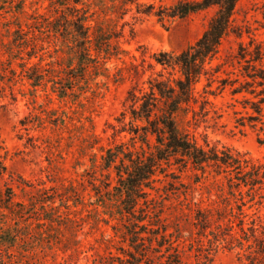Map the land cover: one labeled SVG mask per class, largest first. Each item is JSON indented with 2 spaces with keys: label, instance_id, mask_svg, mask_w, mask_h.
Wrapping results in <instances>:
<instances>
[{
  "label": "trees",
  "instance_id": "1",
  "mask_svg": "<svg viewBox=\"0 0 264 264\" xmlns=\"http://www.w3.org/2000/svg\"><path fill=\"white\" fill-rule=\"evenodd\" d=\"M236 2L177 0L171 5L156 7L138 0L51 2V15L36 23L43 32H51L60 39L62 61L56 66L40 65V61L29 66L22 62L20 66L32 87L50 82L52 92L59 99L69 98L82 110L85 103L79 97L89 91L94 94L92 85L97 86L96 78L108 72L106 62L125 53L119 39L126 23L119 24V21L131 5L136 16H155L161 23L212 6L216 10L193 43L177 54L160 51L153 55L166 75L162 72L150 75L146 88H138L137 93L134 87L129 91L130 105L116 119L121 122L127 112L129 120L120 128L112 127L114 133L126 132L128 141L105 148L98 163L96 154L91 151L97 138L85 129L83 120L87 117H76L80 122L78 127L83 130L80 131L79 154L88 155L90 162L89 168L81 174L85 176L83 181L34 189L19 179L32 188L27 191L29 195L25 200H16L9 187L0 190V247L5 252L14 253L20 242L30 241L33 233L40 235L39 243L48 238L49 245L68 249L65 236L73 237L83 223L95 226L100 221L107 223L108 219H115L116 223L111 226L112 237L105 240L104 252L96 254L92 264H185L182 254L187 242L188 245L195 243L196 264H206L219 245L228 250L237 249L238 258L243 259L244 264H264V218L259 213L264 207V162L228 148L208 146L206 142L200 145L184 128L196 116L209 112L211 102L207 95L213 91L204 88L197 95L195 84L201 75L209 72L207 65L221 40L232 31L231 16ZM17 10L23 12L21 4ZM136 16L134 19L138 20ZM20 31L19 28L17 32ZM26 42L27 39L21 44ZM247 54L250 58L244 61L241 72L245 78L242 81L220 79L219 82L221 88L230 84L232 94L243 92L252 96L243 98L244 113L237 118V123L258 127L257 142L264 143V46L257 43ZM30 56L28 54V59ZM140 70L134 64L118 67L115 81L122 80L125 74L136 78ZM56 111L51 110L47 115L53 126L65 127L75 119V111H61L59 116L55 115ZM189 113L191 119L187 117ZM36 118L38 126L45 119ZM20 122L24 124L23 120ZM172 165L177 166L179 175L174 171L166 174L178 179V185L187 187L179 178L184 171H193V182H200L208 196H215L212 200L201 199L199 202H205L204 205L195 204L190 223L195 229L194 238L183 235L179 221L168 222L162 216V207H155L154 198L150 196L149 190L155 189L157 175ZM3 171L0 155V175ZM208 179L210 182L205 184ZM83 187H90L93 192L94 200L87 204L94 207L87 209L83 217H76L71 205H87L83 202ZM251 208L252 213L248 212ZM74 242L75 246L77 240ZM36 244L24 250L29 252ZM72 251L78 250L74 247ZM3 261L6 262L4 258Z\"/></svg>",
  "mask_w": 264,
  "mask_h": 264
},
{
  "label": "rangeland",
  "instance_id": "2",
  "mask_svg": "<svg viewBox=\"0 0 264 264\" xmlns=\"http://www.w3.org/2000/svg\"><path fill=\"white\" fill-rule=\"evenodd\" d=\"M52 1L0 0V155L4 165V171L0 175V190L9 187L16 200H25L31 186L37 189L68 183L75 185L85 179L81 174L84 169L89 168L90 162L88 155L79 154L80 131L83 130L78 127L80 122L76 117H87V120H83L85 129L90 130L97 138V143L91 150L96 154L97 163L105 148L119 141H128L129 135L126 132L114 133L112 127L120 128L128 122L127 112L121 122L116 119L128 109V93L133 87L137 93L138 88H146V80L150 75L155 76L160 72L166 75V70L155 62L153 55L160 51L177 54L193 43L202 34L216 10L212 6L183 18L168 19L161 23L155 16H136L134 5H131L119 21V24L126 23L119 39V45L125 53L106 62L108 72L106 76L96 78L97 86L92 85L95 88L94 94L89 91L79 97L85 103L82 110L76 108V104L69 98L59 99L52 92L50 82L32 87L20 66L22 62H27L26 66H29L38 61L40 65L49 63L56 66V63L62 61L60 39L51 32H43L36 23L51 15ZM138 1L152 3L156 7L168 6L177 0ZM20 4L23 11L21 13L17 10ZM134 16L139 19L135 20ZM231 19L232 31L221 40L216 54L207 65L209 72L201 75L195 84L197 95L204 88L213 91V94L207 95L211 102L209 112L205 116H196L184 128L200 145L206 142L208 146L228 148L244 153L254 161L264 162V143H258L256 138L258 127L240 126L237 123V118L244 113L243 98L252 96L243 92L232 94L230 84L221 88L219 82L220 79L242 81L245 78L241 74L244 61L250 58L247 53L257 43L264 46V0H237ZM19 28L22 31L17 32ZM25 39L27 42L21 44ZM28 54H31L29 59ZM243 55L245 58H241ZM129 64L141 69L138 76L133 78L125 74L122 80L115 81L116 69ZM54 109L57 110L56 116L61 111H75V119L65 127L53 126L48 122L47 115ZM36 116L45 118L39 126ZM187 117L191 119L190 113ZM82 119L80 118L81 121ZM21 120L24 124H21ZM260 136L263 137L261 133ZM171 171L179 175L176 165L159 173L158 181L154 183L155 189L149 190L150 196L154 198L155 207H162V216L168 222L179 221L183 235L194 238L195 229L190 223L195 204L204 205L205 202H199L201 199L212 200L215 196H208L200 182H193L195 172L186 170L181 174L179 179L187 186L183 187L177 184L178 179L166 174ZM19 179L31 186H26ZM210 180L204 183L208 184ZM83 188V202H92L94 197L91 196L93 192L90 187ZM88 204L71 205L70 209L76 217H83L87 214V209L94 207ZM98 209L100 210L99 207ZM253 211V208L248 210L250 213ZM259 213L264 218V207ZM101 216L108 218L105 214ZM115 223V219H108L107 223L100 221L95 226L90 225V222L83 223L73 237L65 236L69 248L64 250L54 244L49 245L48 238L42 243L37 242L40 235L33 233L30 241L20 242L14 253L9 254L0 247V264H92L96 254L104 252L105 240L112 237L111 226ZM75 240L77 243L74 246ZM35 243L38 244L31 251L24 250ZM74 247L78 251H72ZM184 249L183 262L196 264L195 243L188 245L187 242ZM206 264L244 262L238 258L237 249L228 250L219 245Z\"/></svg>",
  "mask_w": 264,
  "mask_h": 264
}]
</instances>
